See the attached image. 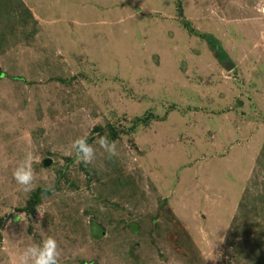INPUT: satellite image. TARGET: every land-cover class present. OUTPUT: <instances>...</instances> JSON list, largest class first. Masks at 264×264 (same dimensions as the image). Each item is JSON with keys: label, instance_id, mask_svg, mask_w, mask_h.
<instances>
[{"label": "rangeland", "instance_id": "obj_1", "mask_svg": "<svg viewBox=\"0 0 264 264\" xmlns=\"http://www.w3.org/2000/svg\"><path fill=\"white\" fill-rule=\"evenodd\" d=\"M0 70V264H264V0H0Z\"/></svg>", "mask_w": 264, "mask_h": 264}, {"label": "clouds", "instance_id": "obj_2", "mask_svg": "<svg viewBox=\"0 0 264 264\" xmlns=\"http://www.w3.org/2000/svg\"><path fill=\"white\" fill-rule=\"evenodd\" d=\"M98 142L108 153L109 158L117 154L115 141L110 142L108 137L104 136L100 137ZM72 148L81 162L84 164L92 162L95 153L93 148L87 143L86 138L74 140ZM13 177L19 185L24 186L25 191L31 190L34 180L31 156L14 170ZM58 256L57 243L55 239L49 237L44 239L39 245L27 247L19 258V264H58Z\"/></svg>", "mask_w": 264, "mask_h": 264}, {"label": "trees", "instance_id": "obj_3", "mask_svg": "<svg viewBox=\"0 0 264 264\" xmlns=\"http://www.w3.org/2000/svg\"><path fill=\"white\" fill-rule=\"evenodd\" d=\"M177 9H178V13L181 14V9L182 6L180 4V2L177 4ZM188 25V23H187ZM192 33L195 32V30L192 28ZM210 47L213 49V51L215 52V56L219 61H226V60H230L229 56L227 54V52L222 48L220 42L218 40H216L214 37H212V40H210L209 42ZM231 61V60H230ZM4 76V72L0 70V77ZM14 79H18V77L14 76ZM155 115H153L151 112L146 113L144 115H136L134 116L131 120V124H130V128H135L137 127L140 123L147 124L149 123V120ZM110 133L113 135L114 132L113 131H117L116 129H114L113 126H111L110 128ZM49 189L47 188H42V187H37L36 189H33L30 193L29 196L25 202V205L21 208H19V210H22L24 212H26L27 214H31L34 212L35 207L40 203L42 195L49 193Z\"/></svg>", "mask_w": 264, "mask_h": 264}, {"label": "water", "instance_id": "obj_4", "mask_svg": "<svg viewBox=\"0 0 264 264\" xmlns=\"http://www.w3.org/2000/svg\"><path fill=\"white\" fill-rule=\"evenodd\" d=\"M223 66L225 67V68H227V69H231L232 67H233V63L230 61V60H226V61H224L223 62ZM51 159L50 158H47V159H45V160H43V164L44 165H48V164H50L51 163Z\"/></svg>", "mask_w": 264, "mask_h": 264}]
</instances>
